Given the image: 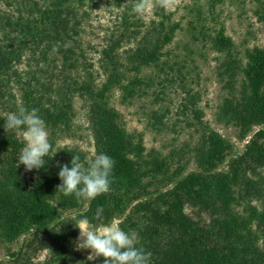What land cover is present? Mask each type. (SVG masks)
I'll return each instance as SVG.
<instances>
[{"label":"trees","instance_id":"obj_1","mask_svg":"<svg viewBox=\"0 0 264 264\" xmlns=\"http://www.w3.org/2000/svg\"><path fill=\"white\" fill-rule=\"evenodd\" d=\"M221 1L210 0V12ZM84 2L15 0L8 2L14 12H0V244L22 242L0 264H103L102 257L89 260L75 251L79 229L66 224L72 221L59 223V210L77 218L82 213L93 227L121 219V228L138 234L137 247L151 254L150 264H264V48L248 49L242 58L223 23L206 28L203 8L188 9L196 17L190 22L195 41L207 30L203 41L219 56L225 96L217 121L246 141L235 153L234 144L203 121L200 95L187 83L181 61L166 58L181 23L164 7L144 22L132 12L137 0H110L122 11L96 49L97 70L84 46ZM258 15L264 22V8ZM151 68L160 76L143 75ZM176 85L184 95L183 116L196 121L187 125L199 134L191 159L184 149L146 153L144 133H130L112 105L116 91L123 105L150 91L158 103ZM76 100L86 111L92 156L58 146L72 130ZM21 108L37 110L49 132L55 156L38 171L19 166L22 134L3 127ZM164 117L153 111L150 127L160 131ZM98 153L116 162L111 192L82 202L57 192L60 165H70L73 155L85 162ZM43 253L44 261L36 262Z\"/></svg>","mask_w":264,"mask_h":264},{"label":"rangeland","instance_id":"obj_2","mask_svg":"<svg viewBox=\"0 0 264 264\" xmlns=\"http://www.w3.org/2000/svg\"><path fill=\"white\" fill-rule=\"evenodd\" d=\"M13 1L15 0H0V12H14V7L8 6V2L12 3ZM29 1L44 2V0ZM209 1L167 0V7H164L166 13L172 14L173 21L181 23V29L178 31L174 42L166 49L168 55L166 58H169L171 63L175 60L181 61L179 63V65H182L181 70L183 74L188 75L187 83L193 88L194 93L200 95L199 106L204 112L203 121L224 138L231 141L235 146V153H240L244 149L246 141L240 142L238 140V130L236 128L226 127L217 121L218 109L225 96V91L217 77L219 56L211 45L203 41L206 36L205 33L208 32L207 30L203 35L197 33V41H195L193 34L190 32V22L196 20V17L195 13H191L189 10L196 12V8H203L205 15L202 23L205 24L206 28H219L223 23L226 27L227 35L233 39L240 56L243 58L248 49L255 47L264 48V22L258 15L264 8V0H222L221 3L216 5L215 9H212V12H210ZM148 2L151 7L145 15L139 16L144 22L157 19L156 12L162 8L160 0H148ZM115 6V2L110 6V0H102L98 4L85 0L80 11L85 12L83 27L84 46L89 52V60L95 63L97 70H99L97 64L99 55L96 53V49H100L104 38L108 37L109 33H111L110 31L114 30L116 16L122 11L114 8ZM134 44V42L126 44L121 52L128 50ZM185 60L186 63L183 64ZM179 65L175 67L174 72L176 75L179 74L177 72ZM143 75L160 76L155 68L146 69ZM164 75L162 74L161 76L164 77ZM98 81L101 80L99 79ZM182 93V88L176 85L173 88H169L167 95H162L158 103L155 102L154 96H151L152 93L150 91L149 96L135 100L132 105H123L121 103V94L116 91L112 99V105L120 111L130 133L137 131L144 133L146 153H151L155 150L169 155L173 150L184 149L185 158L191 159L190 150L198 141L199 134L194 127L187 125V123L196 122L193 117L191 115L183 116L182 99L184 95ZM82 106L83 103L80 100H76L77 115L72 130L60 137L58 146L79 148L89 156H92L94 153V141L90 134L86 111ZM153 111H159L165 115L160 131L153 130L150 127L151 125H149V122L155 123L152 118ZM190 168H195L194 163L190 165ZM79 235L80 230L78 237ZM78 237L75 251L88 258L91 250L78 249L77 245L80 243ZM21 244L22 242H17L13 245L0 244V261L7 255L8 249L17 251ZM45 255L44 253L39 255L36 262H43Z\"/></svg>","mask_w":264,"mask_h":264},{"label":"clouds","instance_id":"obj_3","mask_svg":"<svg viewBox=\"0 0 264 264\" xmlns=\"http://www.w3.org/2000/svg\"><path fill=\"white\" fill-rule=\"evenodd\" d=\"M161 7H167V0H160ZM151 7L148 0H137L132 12L143 16ZM3 125L6 132L22 134L24 146L21 149L18 164L26 171L40 170L51 158L53 147L45 121L37 110L21 108L9 113ZM115 160L106 153H98L92 159L82 162L78 155H73L70 165H60L58 176L61 183L57 192L65 197H72L77 202L91 201L98 196L112 191L114 183ZM61 214L58 222L71 223L80 230L78 249H90L88 259L103 258V264H150L151 254L137 247L138 234L134 230L125 231L119 225L123 221L113 217L109 223L92 227L87 217L79 214ZM97 219H101L97 214ZM65 224V225H66Z\"/></svg>","mask_w":264,"mask_h":264}]
</instances>
